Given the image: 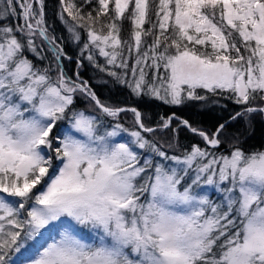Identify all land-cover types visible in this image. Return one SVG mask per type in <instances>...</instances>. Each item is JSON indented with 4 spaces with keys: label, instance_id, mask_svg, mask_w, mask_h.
<instances>
[{
    "label": "snow or ice",
    "instance_id": "snow-or-ice-1",
    "mask_svg": "<svg viewBox=\"0 0 264 264\" xmlns=\"http://www.w3.org/2000/svg\"><path fill=\"white\" fill-rule=\"evenodd\" d=\"M60 3L73 41L86 33L80 56L137 100L264 114V0ZM65 59L45 0H0V264H264V151L222 153L225 124L209 133L175 113L159 126L199 142L169 151Z\"/></svg>",
    "mask_w": 264,
    "mask_h": 264
},
{
    "label": "trees",
    "instance_id": "trees-1",
    "mask_svg": "<svg viewBox=\"0 0 264 264\" xmlns=\"http://www.w3.org/2000/svg\"><path fill=\"white\" fill-rule=\"evenodd\" d=\"M80 3V0H75ZM61 3L60 0H45V16L50 31L58 38L65 52L72 59L63 61L66 73L75 79L76 72L82 80L88 82L91 89L97 94L101 102L113 107H137L143 115L144 122L157 129L152 134L153 138L160 144L171 142L176 147L169 149L181 154L185 148L193 143H198L199 138L195 137L187 129L178 127L174 122L172 128L165 130L160 127L161 118L175 113L177 117L188 120L193 127H197L206 132H215L220 124L226 127L222 132V145L220 152L227 154L234 147H239L245 152L264 151V114L254 113L244 115L235 120L231 119L237 112L242 110L241 105H236L230 100L220 98H210L208 101L188 102L180 107H172L155 100H137L129 94L127 88L115 82L106 73L101 72L97 67L89 63L87 59L80 56V49L86 40V33L81 32V42L77 44L73 41L71 34L67 31L65 24L60 19ZM65 18L71 22V18L64 14ZM130 31V24L125 21L122 37H127ZM81 67L77 69V61ZM101 65L104 64L103 58L98 57ZM40 66L47 64V61H37ZM256 105L264 106L262 102L256 101ZM75 108L89 113H95L94 107L89 106V101L83 96L78 95L75 101ZM122 123L125 127L133 128L132 113H122ZM54 155V153H53ZM54 167L59 164L53 161Z\"/></svg>",
    "mask_w": 264,
    "mask_h": 264
},
{
    "label": "rangeland",
    "instance_id": "rangeland-1",
    "mask_svg": "<svg viewBox=\"0 0 264 264\" xmlns=\"http://www.w3.org/2000/svg\"><path fill=\"white\" fill-rule=\"evenodd\" d=\"M85 235H87V234H85Z\"/></svg>",
    "mask_w": 264,
    "mask_h": 264
}]
</instances>
